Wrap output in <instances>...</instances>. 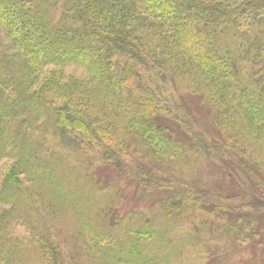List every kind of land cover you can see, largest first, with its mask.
Returning a JSON list of instances; mask_svg holds the SVG:
<instances>
[{
    "label": "trees",
    "instance_id": "16d2710c",
    "mask_svg": "<svg viewBox=\"0 0 264 264\" xmlns=\"http://www.w3.org/2000/svg\"><path fill=\"white\" fill-rule=\"evenodd\" d=\"M263 212L264 0H0V264H252Z\"/></svg>",
    "mask_w": 264,
    "mask_h": 264
},
{
    "label": "rangeland",
    "instance_id": "374dc122",
    "mask_svg": "<svg viewBox=\"0 0 264 264\" xmlns=\"http://www.w3.org/2000/svg\"><path fill=\"white\" fill-rule=\"evenodd\" d=\"M186 101L191 105L192 113L194 114L195 119L197 120V122H199L201 126H203L205 132L211 136L216 134L215 131L213 130L214 128L211 122L207 118V114L204 113L200 108V106L196 103L195 97L187 98ZM102 177L107 178L104 184L105 183L110 184L112 183V180L115 179L113 170L109 169L108 167L100 168V170L96 174L97 179H101ZM219 183L221 184V186H219ZM213 187L216 190L220 191L221 189L228 188V184L224 183L223 180H218L215 181ZM124 197L125 199L122 203L123 212L130 209H140L143 211L148 210L149 204L136 199L134 197V190L127 191V193L124 194ZM12 229H13L12 233H14L15 235L24 236L25 229L23 227L19 225H16L15 227L14 225ZM261 233H262L261 238H259L258 241L252 243V245L249 247V251H244L241 254L239 252L238 255L240 258L246 259V257H248L250 261H253L252 264H254V262L255 264H264V212L261 221Z\"/></svg>",
    "mask_w": 264,
    "mask_h": 264
}]
</instances>
